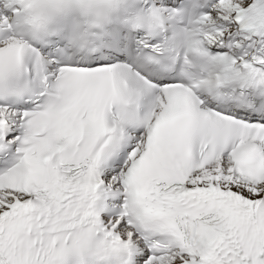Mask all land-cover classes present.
<instances>
[{"label":"snow or ice","instance_id":"6c2138e0","mask_svg":"<svg viewBox=\"0 0 264 264\" xmlns=\"http://www.w3.org/2000/svg\"><path fill=\"white\" fill-rule=\"evenodd\" d=\"M0 264H264V0H0Z\"/></svg>","mask_w":264,"mask_h":264}]
</instances>
